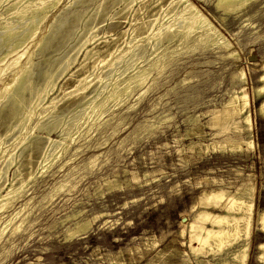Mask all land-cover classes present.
I'll return each mask as SVG.
<instances>
[{
	"label": "rangeland",
	"instance_id": "obj_1",
	"mask_svg": "<svg viewBox=\"0 0 264 264\" xmlns=\"http://www.w3.org/2000/svg\"><path fill=\"white\" fill-rule=\"evenodd\" d=\"M10 1L0 4L1 14ZM165 1H160L163 6ZM189 1L230 43L233 55L222 60L216 49L194 47L191 41L184 42L179 36L160 43L152 55L151 46L155 42L150 32H143L139 38L138 35L123 37L120 52L133 48L127 58L131 65L122 68L119 61L115 60L117 64L110 58L94 71L87 94L95 89L98 76L109 77L110 83L104 85L89 108L68 121V135L60 137L59 129L48 136L44 130L34 132L33 142L40 149L47 147L49 138L66 144V151L48 168H44L45 159L40 150L31 153L28 149L20 152L16 148L25 135L20 136L16 121L9 122L7 128L1 125L5 109H0L3 140L0 148L5 150L0 170H5L9 155L13 154L18 162L2 175L0 193H6L18 167L33 175L25 185L23 196L5 212H0L2 220H8L20 211L0 236V264L216 263L220 256L211 254L208 247L197 255L189 248L191 244L200 248L196 242L189 243L192 230L188 225L194 222L196 214L204 210L224 214L220 209L201 205L199 199L203 194L219 190L236 193L252 187L254 214L264 210V119L256 114L261 98L253 93L263 85L259 77L264 62V0L232 14L217 10L215 0ZM100 2L61 0L47 21L39 24L36 38L29 45L45 40L51 24L60 30L49 48L34 57L33 76L40 88L44 86L39 80L43 72L48 70L53 74L59 63L68 57L74 58L67 72L62 75L61 71L57 72L58 81L51 92L56 97V116H66L71 111L73 93L67 88L71 84L68 79L82 62L85 48L102 47L111 37L132 28L130 14L119 1L113 4L105 0L107 10L95 17L94 9ZM162 3L146 14L147 24L165 10L160 9ZM133 7L137 8L138 2ZM1 14L0 24L5 21V14ZM80 17H90V20L82 23ZM27 20L28 16L21 25ZM11 23L18 26L15 20ZM83 25L86 28L76 33ZM88 35L97 38L80 48ZM192 36L190 39L195 33ZM1 38L2 31L0 50H3ZM113 63L118 70L114 77L110 75L113 67H109ZM141 69L149 71L144 85L131 94L119 95ZM240 70L245 75L244 84L233 79ZM11 80L12 76L8 75L5 82ZM241 86L246 88L249 97L250 136L230 126L213 127L210 120L211 112L220 110ZM62 87L64 91L60 90ZM98 111L102 112L99 119L95 115ZM39 114L37 110L32 120ZM105 121L107 125L101 126ZM248 138L252 142L249 149L245 146L233 152L218 149L226 142ZM29 154L30 165L22 167ZM22 218L26 219L22 228L12 233ZM77 222H89L88 228L77 237L65 238V230L73 229ZM206 227L210 228L208 224ZM261 242H264V233L253 231L246 264H263L258 262L256 249Z\"/></svg>",
	"mask_w": 264,
	"mask_h": 264
},
{
	"label": "bare ground",
	"instance_id": "obj_2",
	"mask_svg": "<svg viewBox=\"0 0 264 264\" xmlns=\"http://www.w3.org/2000/svg\"><path fill=\"white\" fill-rule=\"evenodd\" d=\"M7 1L8 0H0V4ZM60 1L61 0H12L8 2L4 8V12H2V14L0 13L1 15L5 14V21L0 24V31H2V46H4L3 50H0V101L2 102L3 100L0 109H5L1 125L6 127L11 121L19 123L20 136H25L16 148H19L20 152L28 149L31 153L33 150H40L43 157L42 159H45L44 162L42 161L45 166L44 168H48L58 157H61L67 147L63 142L59 144L51 138H46L47 147L40 149L39 144H35V142H33L35 139L33 137L35 136L34 132L36 130H44L48 136L52 131L54 132L59 129L61 133L60 137L64 138L68 135V121L71 118H76L81 115L80 113H82V111L89 108V105L93 102L92 100L99 96V93L102 91L101 89H103L104 85L106 83H110L109 77H104L102 75L98 76V84L95 89L92 93L88 91L87 94V89L90 87L88 83L91 82L90 79L94 71L100 65L104 63L106 64V61L110 58H114L113 62L115 60H117V62L119 61L122 68H128L131 65L130 60L127 58L132 54L133 48L131 49L128 47L120 52V49L124 45V42L121 41L123 37L129 36L135 38L138 35L139 38L144 35L143 32H150V35L155 42L154 45L151 46L152 55L158 50V45L160 43L164 41L170 42L177 36H179V39L184 42L191 41V44L194 47L202 45L204 48L216 49L222 60L228 59L230 58L229 56L233 55V53H230V43L223 37L221 32L213 26L206 16L203 15L201 11L189 0H166L167 3L165 6H163L164 3L160 2L161 0H110V3L119 1L124 5L123 10L128 11L130 14L129 19H131L130 25L132 28L131 30L121 33L120 36H116L114 38L111 37L110 40L106 42L107 44L102 47L92 46L91 48H85L82 62L79 63L74 72L72 71L70 79H68L71 80V84H68L70 86L67 88L68 90H71L70 93H73V96H70L71 100H73L71 111L66 116H56V97H53L51 92L56 87V81H58L57 72L61 71V75L67 72L74 62V58L68 57L63 63H59L57 65V72L55 71L53 74L49 73L48 70L43 72L39 80L44 83V86L43 88H40V85L38 86V83L35 82L33 76L36 65L34 63V57L36 54L40 55L43 49L48 47L49 44L51 45L52 41H55L56 37L60 35V30L57 29V25L52 26L51 24L48 29V37L45 40L39 39L34 42L31 47L29 45L36 38L39 24L45 20L47 21L49 13L60 3ZM95 1L96 0H88V2L94 3ZM104 1L105 0H101V2L95 6V17L103 10H107L105 9L106 6ZM255 1L257 0H215L214 4L216 9L221 11L223 14H232L238 12L239 10L241 11V9H248L252 7V4L255 3ZM136 2H138V7L134 8L133 4ZM159 3H162L160 4L162 5L160 6V9L164 8L165 10L161 13L158 19H155L150 24L148 23V25L145 22V19L148 16H146V14L150 9H153V7ZM26 16H28L27 22H24V24L21 25ZM82 18L79 19L82 23H84V20H86L85 23L90 20V17H85L84 19ZM13 20H15V23L18 26H14V24L11 23ZM157 21H160L158 22V25L155 24ZM85 28L86 27L83 25V28L78 29L76 33H81ZM194 33L195 37L190 39V36ZM96 38L97 36L88 35V37L82 42L80 48L85 47L88 43H93ZM126 45L128 44L126 43ZM32 48L33 50L31 51ZM114 64L115 63L109 65V67H113V70L111 71L112 74L110 73L111 76L115 75L118 71L114 68ZM261 70L262 75L259 77V80L263 85L261 87H256L253 90V93L256 98H261V101L256 109V114L261 119H264V62L262 63ZM8 75L12 76V80L9 83L5 82ZM148 75V69L138 70L135 80L129 84L126 83L127 85L120 92H118L119 95L123 92L125 94H131L137 87L144 85L147 77L149 78ZM233 79L237 80L241 84H244L245 75L243 71L240 70ZM64 86H67V84H64ZM63 87L60 89L61 91L63 90ZM89 92L91 94H89ZM249 109L248 93L246 88L241 86L239 91L230 96L228 101L223 105V107H221L220 110L211 112V124L213 127L219 128L230 126V128L233 127V129L237 130L239 133L245 132L248 136H250L252 125L250 122ZM37 110L40 114L37 119L32 120V117L35 115ZM95 115L97 119H99L102 116V112L98 111ZM46 118H49L47 119V122H42ZM106 122L107 121L100 125L106 126ZM241 123L244 126L240 127L239 125ZM190 131L193 134H198V132H195L194 130ZM220 132L217 134L219 135ZM16 140L18 139L16 138ZM2 141L3 140L0 136V142ZM244 146L247 149L252 147L250 138L241 142H226L225 145H220L218 149L220 151L229 150L233 152L235 150L241 151ZM4 154L5 150L0 148V159L4 158ZM30 159L31 154L28 155L27 160L24 164H22V167L29 166ZM70 160L71 158H69L68 161ZM15 163H18L16 162V158H14L13 154L9 155L5 170H0V180L2 179V175L6 173V169ZM32 176V172L24 173L18 167V169L13 173V179L9 183V188L6 193L4 195L0 193V212H5L9 209L10 204H13L14 201L23 196L25 185L32 178ZM252 190V187H245L237 190L236 193L219 190L203 194V197L199 199V201H201V205L206 208L220 209L224 214H215L208 210H204L196 214L194 222L191 225H188L192 230L189 235V243L191 244L196 242L198 246H200V248L195 247V245L193 247V244H191L190 247L188 246L193 254L197 255L198 253H203L205 250L204 247H208V251L211 254L220 256L216 263L209 264L247 263L251 234L253 231H260L264 233V210L258 212L256 215L254 214ZM19 213L20 211L16 212L13 217L10 215L8 220H2L0 217V236L3 235L6 227L15 219L16 216L19 215ZM0 216H2V214H0ZM71 217L74 216L72 215ZM25 221V218L20 219L15 224L12 233L19 231ZM206 224H208L210 228L206 227ZM88 225L89 222H77L73 229L65 230V238L71 239L79 236L88 228ZM256 249L258 250V262L264 264V242L257 244ZM158 255L159 257L161 256V254Z\"/></svg>",
	"mask_w": 264,
	"mask_h": 264
}]
</instances>
